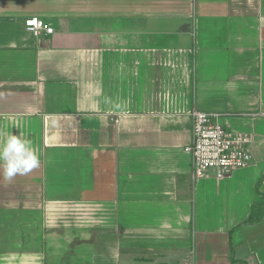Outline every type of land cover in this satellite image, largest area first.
I'll return each mask as SVG.
<instances>
[{
  "label": "crops",
  "instance_id": "crops-1",
  "mask_svg": "<svg viewBox=\"0 0 264 264\" xmlns=\"http://www.w3.org/2000/svg\"><path fill=\"white\" fill-rule=\"evenodd\" d=\"M193 108L251 163L194 179ZM20 133L40 164L0 179V264H264V0H0V141Z\"/></svg>",
  "mask_w": 264,
  "mask_h": 264
},
{
  "label": "built area",
  "instance_id": "built-area-1",
  "mask_svg": "<svg viewBox=\"0 0 264 264\" xmlns=\"http://www.w3.org/2000/svg\"><path fill=\"white\" fill-rule=\"evenodd\" d=\"M26 29L35 36L51 35L54 27L40 17L25 20ZM193 137L185 151L192 156L194 179L206 177L211 169L216 176L226 177L233 170L248 166L252 160L248 134L235 132L220 121V113L193 108Z\"/></svg>",
  "mask_w": 264,
  "mask_h": 264
},
{
  "label": "clouds",
  "instance_id": "clouds-1",
  "mask_svg": "<svg viewBox=\"0 0 264 264\" xmlns=\"http://www.w3.org/2000/svg\"><path fill=\"white\" fill-rule=\"evenodd\" d=\"M39 164L31 140L23 134H10L0 141V179L10 183L18 175H27Z\"/></svg>",
  "mask_w": 264,
  "mask_h": 264
},
{
  "label": "trees",
  "instance_id": "trees-1",
  "mask_svg": "<svg viewBox=\"0 0 264 264\" xmlns=\"http://www.w3.org/2000/svg\"><path fill=\"white\" fill-rule=\"evenodd\" d=\"M258 187H259V184H258ZM263 212V208H262V205L260 206H257V205H254L253 208H252V212L250 214V216L248 217L247 221L249 220L250 222L252 221H258L260 220V212Z\"/></svg>",
  "mask_w": 264,
  "mask_h": 264
}]
</instances>
